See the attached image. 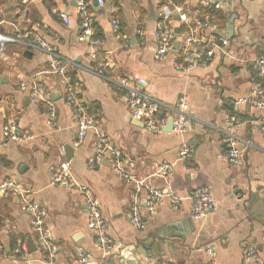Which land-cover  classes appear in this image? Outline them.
<instances>
[{"label": "crops", "instance_id": "obj_1", "mask_svg": "<svg viewBox=\"0 0 264 264\" xmlns=\"http://www.w3.org/2000/svg\"><path fill=\"white\" fill-rule=\"evenodd\" d=\"M87 1L103 39L99 52L110 62L104 77L96 72L88 42L80 39L76 0H0V32L13 38L0 54V183L14 179L32 190L29 197L46 208V225L58 246L55 257L43 251L21 197L0 193V264H71L81 255L99 264H207L208 248L216 264H243L248 244L259 248L264 258V108L235 103L264 80L256 66L264 54V0H214L219 7L205 8L202 0H106L105 6ZM174 5L188 15L199 10L200 16L210 17L212 26L201 31L217 47L206 67L181 71L174 67L173 53L166 60L154 58L158 11L173 10ZM177 16L174 12L170 20L176 41L188 29ZM112 18L128 33L127 47L115 36ZM138 26L144 28V39L136 32ZM27 31L57 46L70 78L83 84L88 110L122 151L136 181L129 182L107 161L91 164L93 131L75 144L73 111L59 76L49 71L51 56L34 46ZM124 76L146 79L143 89L166 104L185 98L191 115L186 132L156 133L134 119L127 91L115 83ZM22 82L44 86L46 100L56 107L53 126L45 115L46 101L32 100L29 91L21 89ZM230 115L242 120L237 134L245 151L239 164L223 156V131ZM10 120L16 123V133L35 137L7 140L3 127ZM183 146L192 149L190 160L180 158ZM60 160L70 162L76 180L99 199L115 243L111 253L104 256L94 243L82 193L52 184L50 166ZM162 163L172 165L171 176L156 174ZM200 186L211 189L217 205L196 220L192 195ZM152 189L161 190L164 198L154 211L147 207ZM172 196L180 200L178 209L172 207ZM135 207L142 227L131 223ZM171 222H182L178 232L185 239L162 238V228L170 230ZM21 246L27 247L26 253L19 251Z\"/></svg>", "mask_w": 264, "mask_h": 264}, {"label": "built area", "instance_id": "obj_2", "mask_svg": "<svg viewBox=\"0 0 264 264\" xmlns=\"http://www.w3.org/2000/svg\"><path fill=\"white\" fill-rule=\"evenodd\" d=\"M76 2L77 13L80 19V39L88 42L90 46L89 56L93 61L97 62L96 72L98 75L104 77V68L109 66L110 62L99 52L103 46V39L97 28L95 13L91 10L87 0H76ZM98 3L100 6H105L106 0H98ZM201 4L203 8L211 4H214L216 7L220 6V3L214 0H202ZM174 12L179 15L180 23L183 26L186 25L188 28L180 40V45L177 49L174 48L177 35L170 25ZM63 18L69 24V20L65 14H63ZM111 23L115 36L122 42V46L127 47L129 45L128 33L122 29L117 18H112ZM210 26H212L210 17L208 15L200 16L199 10L193 15H188L184 8L179 5H174L173 10H159L155 27L156 46L154 58L156 60H166L173 53L175 54L174 67L181 71L206 67L214 58V48L217 47L215 42L202 34V28ZM136 32L143 39L145 38V31L142 26H138ZM25 35L32 38L34 46L51 56L49 71L59 76L60 83L65 89V97L73 111L77 128L75 144L77 146L82 144L88 133L93 131L95 133L93 141L94 157L91 160V164L96 166L107 161L115 172L122 174L129 182L136 181L126 169V160L122 151L111 144L109 136L102 128V125L96 121L93 114L88 110L83 95V84L80 80L74 81L70 78L67 63L64 58L58 55L57 46L50 45L36 32L27 31ZM12 39L11 36L0 32V54L6 51L7 43ZM256 66L260 75L264 77V54L257 58ZM115 83L118 89L122 88L127 91V106L132 117L142 122L147 130L163 133L168 122L172 121V131L179 134L186 132L187 121L191 115L189 113L188 101L185 98L174 105L166 104L143 89V86L147 85V80L142 77L131 78L124 76L119 78ZM21 89L29 91L34 101L42 99L46 101L45 115H47L50 125L53 126L57 119L56 107L51 101L46 100V89L44 86L38 83L27 84L22 82ZM235 103L237 105L250 104L258 109L264 108V80L263 82L256 83L248 95L236 99ZM241 122L242 120L238 116L230 115L227 117L228 127L223 131L225 146L223 156L232 164H239L245 151V148L240 147V138L237 134V129L240 127ZM262 129L264 130V123L262 124ZM3 131L7 140L23 141L35 137L32 133H16V123L14 120H10L4 125ZM191 157L192 149L189 146H183L180 151V158L182 160H190ZM172 169L171 164L162 163L157 168L156 174L171 176ZM50 171L52 173V184H65L76 188L82 193L87 206L88 225L94 238V243L104 253V256L111 253L115 243L109 233L106 220L102 215L99 199L89 187L80 184L76 180L70 162L56 161L50 166ZM8 192L21 197L22 209L31 216V225L37 234L40 248L48 252L51 257H55L58 246L52 240L51 230L46 225V208L29 197L32 193L30 188L14 179H8L0 183V193L5 194ZM192 201L191 214L196 220L213 211L217 205V199L208 186L197 187L193 191ZM179 202L180 200L177 196H172L171 203L174 209H178ZM163 203L164 198L161 190L152 189L147 196L148 209L154 211L157 205H162ZM131 223L136 227L143 226L142 216L138 207L134 208ZM19 251L26 253L27 247L21 246ZM206 252L210 255L207 264H216L212 257V249L208 248ZM93 263L99 264V262L81 255L71 264ZM158 264L168 263L161 261ZM243 264H264V258L259 248L254 244L246 246Z\"/></svg>", "mask_w": 264, "mask_h": 264}, {"label": "water", "instance_id": "obj_3", "mask_svg": "<svg viewBox=\"0 0 264 264\" xmlns=\"http://www.w3.org/2000/svg\"><path fill=\"white\" fill-rule=\"evenodd\" d=\"M177 18H179V15L177 16ZM177 30V32H178V36H180V29L179 28H177L176 29ZM179 45H180V40H177L176 42H175V45H174V48L175 49H177L178 47H179ZM165 131L167 132V131H172V121H169L168 122V124H167V126H166V128H165ZM264 212V211H263ZM182 224V222L180 223V222H171L170 223V225H169V227H170V230H168V229H165L166 228V226H164L163 228H162V230H161V233H162V238L165 240L166 239V237H171V238H182V239H185V236H183V233L181 232V231H179L178 232V227H179V225H181ZM175 233H177V234H175ZM111 264H117V262L115 261V260H112L111 261Z\"/></svg>", "mask_w": 264, "mask_h": 264}]
</instances>
